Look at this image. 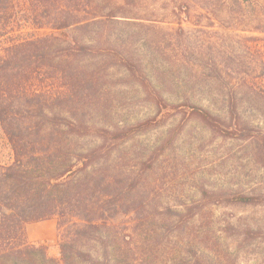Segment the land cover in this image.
Masks as SVG:
<instances>
[{"label":"rangeland","instance_id":"374dc122","mask_svg":"<svg viewBox=\"0 0 264 264\" xmlns=\"http://www.w3.org/2000/svg\"><path fill=\"white\" fill-rule=\"evenodd\" d=\"M263 1L57 0L77 21L63 30L61 44L77 39L92 47L76 63H63L69 76L63 82L74 84L75 95L66 90V96L49 102L53 113L75 112L83 135L71 144L63 137L49 145L94 148L98 160L67 190L63 214L48 218L56 222L55 238L5 240L0 256L14 244L31 250L0 264H42L41 253L55 264H193L189 244L215 264H264V236L242 234L245 226L264 229V205L221 201L231 191L264 189L251 139L222 137L184 107L169 106L147 131L119 139L110 133L155 115L158 92L169 102L191 101L222 115L225 96L234 92L244 101V114L259 115L251 107L257 97L251 96V83L264 86V32L251 27L256 16L264 17ZM14 2L0 24V47L8 40L59 37L46 24L47 2L35 3L31 11L26 0ZM46 67H40L35 88L55 93L60 81L49 79ZM27 108L15 105L21 115L29 110L30 124L36 122ZM50 121V129L65 128L62 120ZM12 162L0 125V165ZM131 180L137 187L128 191ZM167 206L196 212L185 231L163 213Z\"/></svg>","mask_w":264,"mask_h":264},{"label":"trees","instance_id":"16d2710c","mask_svg":"<svg viewBox=\"0 0 264 264\" xmlns=\"http://www.w3.org/2000/svg\"><path fill=\"white\" fill-rule=\"evenodd\" d=\"M26 1V4H30V11L37 7L35 3L46 4L47 2L46 24L59 31L60 34L59 37L44 36L8 40L6 45L0 47V125L13 153V162L10 165H0V246L5 240L11 238L24 240L27 223L48 219L51 216L60 217L65 209L67 190L73 186L76 187L75 182L79 180L80 173L88 172L98 160L94 148L82 150L76 147L71 148L69 145L66 148L53 146L51 150L49 145L54 139L62 141L63 137L67 138L71 144V140L83 135L81 131L83 125L74 118L76 117L75 112L71 115L53 113L49 102L58 101L59 96H66V90L69 94L72 90V95H75L74 84L70 80L67 84L63 82L69 79L68 73L66 77L63 69V63L66 61L76 63L78 57L87 54L92 46L90 42H81L77 39H74L73 44L70 42L61 44L60 35L67 36L63 30L77 22L74 16L64 9V3L56 4L57 0ZM252 1L260 4L259 0ZM14 6V0H0V24L3 20H7ZM256 15H259L258 11ZM91 24L95 25V19L91 21ZM262 24H264V17L256 16L251 31L264 32V28L260 27ZM88 26L89 23L86 24L87 28ZM79 27L83 26L79 25ZM129 61V59L125 61L128 67L131 66ZM44 65H47L43 70L47 72V77L60 81L61 86L57 87L59 90H55L57 91L55 93L35 88L33 81L41 74L40 67ZM261 74L264 75V69ZM75 75L76 69H74ZM235 96L234 92L227 93L223 107L224 115H222L221 110L220 113L213 112L208 107L191 101L169 102L158 92L154 98L157 107L155 115L129 126L117 128L110 133L113 138L119 139L127 137L130 133L147 131L153 128V121L162 108L169 106L177 110L184 107L190 116L199 119L205 126L222 137L243 141L251 139L255 143V160L260 164L264 173V86L251 83V96H257L251 99V107L257 108L260 111L259 115L250 117L244 114V101ZM17 104L19 106L24 104L28 107L27 109L32 107L31 117L36 118V122L30 124L29 110L25 111V116L21 115L18 109L15 110ZM50 120H62L63 122L59 123L65 128L50 129L48 126L51 124ZM104 132L107 131L104 130ZM136 187V181L131 180L127 183L128 191ZM258 188H252L247 192L240 190L228 192V195L221 201L235 206H263L264 189ZM202 193L206 195L208 192L203 189ZM163 213L173 218L174 223H177L176 229L182 231H185V226L190 219L196 216L192 208L177 210L167 206L163 209ZM95 230H99L98 226H95ZM242 234L258 238L264 236V229L261 226H256V228L245 226ZM187 243H190L189 240ZM20 244H22L21 241ZM189 245L193 248V250L190 248L193 253H191L193 264H215L213 259L206 256L202 248L197 249L192 244ZM12 246L10 250H6V254L0 256V261L6 263L10 260L11 263L14 257L21 256V251L24 249L20 251L14 249L15 244ZM27 250H31L30 247ZM27 250L25 249L24 252ZM79 255L82 253L79 252ZM40 260L42 264L56 263L54 258H47L42 253ZM100 264H108V262H100Z\"/></svg>","mask_w":264,"mask_h":264},{"label":"crops","instance_id":"0c3cea01","mask_svg":"<svg viewBox=\"0 0 264 264\" xmlns=\"http://www.w3.org/2000/svg\"><path fill=\"white\" fill-rule=\"evenodd\" d=\"M55 232L56 222L52 218L26 226V235L31 242H42L45 239L53 240Z\"/></svg>","mask_w":264,"mask_h":264}]
</instances>
